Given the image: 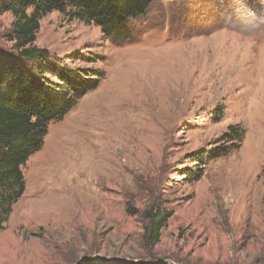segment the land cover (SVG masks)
Masks as SVG:
<instances>
[{
    "label": "rangeland",
    "instance_id": "1",
    "mask_svg": "<svg viewBox=\"0 0 264 264\" xmlns=\"http://www.w3.org/2000/svg\"><path fill=\"white\" fill-rule=\"evenodd\" d=\"M12 21L0 13V54ZM128 26L116 45L56 12L39 21L36 47L90 54L70 66L103 78L22 168L0 264H264V0H154ZM235 125L240 147L186 176ZM158 206L172 215L148 248Z\"/></svg>",
    "mask_w": 264,
    "mask_h": 264
},
{
    "label": "trees",
    "instance_id": "2",
    "mask_svg": "<svg viewBox=\"0 0 264 264\" xmlns=\"http://www.w3.org/2000/svg\"><path fill=\"white\" fill-rule=\"evenodd\" d=\"M153 1L0 0V13L13 17L4 35L10 51L0 54V231L24 192L22 168L41 149L49 125L61 121L103 78V73L92 67L70 66L76 61L95 63L90 54L75 55L67 64L36 47L39 21L56 12L70 21L94 25L119 45L130 38L129 21L143 15ZM217 111L219 119L222 112ZM244 136L242 127L229 126L209 150L188 156L193 168L186 176L199 180L207 163L237 150ZM159 207L144 212L142 241L148 248L159 242L172 215Z\"/></svg>",
    "mask_w": 264,
    "mask_h": 264
},
{
    "label": "water",
    "instance_id": "3",
    "mask_svg": "<svg viewBox=\"0 0 264 264\" xmlns=\"http://www.w3.org/2000/svg\"><path fill=\"white\" fill-rule=\"evenodd\" d=\"M80 264H82V262Z\"/></svg>",
    "mask_w": 264,
    "mask_h": 264
},
{
    "label": "bare ground",
    "instance_id": "4",
    "mask_svg": "<svg viewBox=\"0 0 264 264\" xmlns=\"http://www.w3.org/2000/svg\"><path fill=\"white\" fill-rule=\"evenodd\" d=\"M183 52V51H182ZM225 175V174H224Z\"/></svg>",
    "mask_w": 264,
    "mask_h": 264
}]
</instances>
